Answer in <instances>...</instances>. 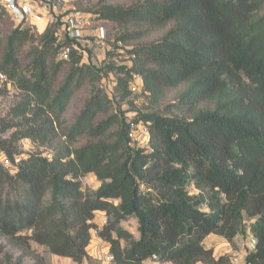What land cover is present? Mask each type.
Wrapping results in <instances>:
<instances>
[{
  "label": "trees",
  "instance_id": "1",
  "mask_svg": "<svg viewBox=\"0 0 264 264\" xmlns=\"http://www.w3.org/2000/svg\"><path fill=\"white\" fill-rule=\"evenodd\" d=\"M90 12L133 29L107 52L106 69L119 73L114 97L94 87L66 127L76 92L106 69L76 53L61 59L58 23L40 35L27 24L0 34V73L7 77L0 81L25 93L11 120L0 119V132L18 127L11 138L0 137V155L21 157L14 170L0 159L4 264H24L32 254L31 264H45L31 241L81 262L93 230L109 243L113 264H234L204 245L211 234L229 242L253 235L257 248L246 250L245 264H264V0H98ZM3 19L11 21L0 13ZM155 31H162L157 39L127 50L135 59L116 66L119 42ZM136 76L142 88L132 97ZM174 88L181 91L164 113L152 108ZM140 94L153 111L121 108ZM138 120L149 126L148 147L129 137ZM59 135L64 141H55ZM82 135L90 140L73 147ZM23 138L54 146L53 155L17 152ZM92 173L100 184L86 190L82 177ZM100 212L102 227L94 221ZM131 216L138 237L123 225ZM13 250L21 254L15 258Z\"/></svg>",
  "mask_w": 264,
  "mask_h": 264
},
{
  "label": "rangeland",
  "instance_id": "2",
  "mask_svg": "<svg viewBox=\"0 0 264 264\" xmlns=\"http://www.w3.org/2000/svg\"><path fill=\"white\" fill-rule=\"evenodd\" d=\"M134 0H110L111 3H123V4H128L130 2H132ZM98 0H74V5L76 6V8H78L81 11H85L88 13H91L93 15V21H101L103 22V25L106 28V33H108V41H103V44H98V43H94L93 47L91 48V56L89 57L88 61H92V63H94L97 66L103 67L106 69V65L108 64V62L111 61V57L108 56L107 52L109 50L110 47H112V41H114L117 37L129 32L130 30L133 29L132 26H121L109 21H105L103 19H100L99 16L93 12V9L96 8ZM0 13H5V12H0ZM6 14V13H5ZM14 24L13 22H11L9 19H3V21L0 22V34H1V38H4L7 33H9V31L14 28ZM32 29V28H31ZM33 32H35L37 35H40L39 32H37L35 29H32ZM44 33V32H43ZM162 33V31H155L153 33H151L150 35H146L142 38H138L133 40L132 42H130V44H126V46H122V48L127 51L128 49L132 48V47H138L141 43L143 42H147V41H151V40H155L157 39L160 34ZM42 34V33H41ZM37 40L35 43L36 44ZM32 46H28L26 48V52L24 55H26V53H28L31 50ZM117 60H115L116 66L122 65V64H126L129 63L130 61L127 59H120L117 56ZM25 61H28V59H25ZM103 77L97 81H95L94 83L91 82H87L81 89H79L76 94L74 95L68 110L65 112L64 116H63V123L66 126H69L78 116L79 112L82 110V108L84 107L85 102L88 100V98L91 96L94 87H101L102 89H104L105 92H107L110 97H114V93H113V89H114V85L116 83V79L119 75L118 71H116V69L110 70V69H106L103 70L102 72ZM0 86L1 87H5L6 88V92L2 95H0V119H7V120H11L12 116H11V109L24 97V92L22 90H20L16 85H14L13 83H7V82H2L0 81ZM181 91V88H174V89H170L167 92V95L165 97V99L163 101L160 102V104L158 105V107L153 106L154 109H158L161 113H164V108L165 106L174 101V99L176 98V96L179 94V92ZM135 94L132 95V97H134ZM139 97H141L140 99L138 98L135 101V105L134 104H130L127 101H124L121 103V108L123 110H129L132 108H138L139 111L141 113H146L148 111H153V109L148 108L150 103L148 102L147 98L140 94L138 95ZM132 99V98H131ZM115 106V105H114ZM116 107V106H115ZM116 109V108H114ZM113 110V109H112ZM110 112H114V111H110ZM106 117V115L104 113H101L98 116V119H104ZM21 121L20 119H15V122ZM18 127H14L11 129H8L5 132H0V137L4 138V139H9L11 138L12 133L17 129ZM109 138V137H108ZM65 136L64 135H59L58 138L55 141H64ZM90 140V137L87 135H82L80 137H78L77 141L73 144V147H79L83 144H85L86 142H88ZM16 148H17V152H20L22 154H30L32 152H40L43 155L46 156H52L54 153V146L52 145H43L40 144L38 142H34L31 139H20L17 142H15ZM3 154L0 155V157ZM19 156V155H17ZM82 181H83V186L84 188L87 189H96L99 186V181L97 179V177L95 176V174H88L84 177H82ZM96 218V217H95ZM103 218H106L105 215H103ZM104 220V219H103ZM95 221V220H94ZM95 223H97L95 221ZM99 223V222H98ZM98 225V227H102L105 222H101ZM123 225L129 229L131 232L134 233L135 237L139 236V232H138V222L136 217L131 216L128 220L123 222ZM94 232H97L96 230H93V234ZM221 237V236H219ZM223 238V237H221ZM247 235H242L239 234L238 235V239H242V241L244 242V251H246V246H245V241H246ZM223 240H225L223 238ZM212 245L213 248L218 247V245H216V241H209ZM242 242V243H243ZM0 243L6 244L8 245V242L5 238L0 236ZM231 245L230 246H236L239 245V242H230ZM31 244V249H33V251H35V253H39L41 256H43V258L45 259V264H50L49 263V259L52 255L51 252H49L48 248L44 245H40L34 241L30 242ZM8 248H10V246H8ZM12 252H15V258L21 254V250H13ZM230 255L231 257H238V262H236V264H243V260L242 257L238 254V252L234 255ZM241 258V259H240ZM242 260V261H239ZM6 262V258L1 254L0 255V264H4ZM34 262V257L33 254L32 255H27V257L25 258V262L24 264H31Z\"/></svg>",
  "mask_w": 264,
  "mask_h": 264
},
{
  "label": "built area",
  "instance_id": "3",
  "mask_svg": "<svg viewBox=\"0 0 264 264\" xmlns=\"http://www.w3.org/2000/svg\"><path fill=\"white\" fill-rule=\"evenodd\" d=\"M73 2L74 0H0V12H5L15 27L27 24L40 34L45 32L51 25L58 23L55 32L56 43L59 45L58 56L61 59H69L72 53H76L82 57L83 61H88L89 50H91L94 43L103 44V41H106V28L103 22H94L91 13L79 10ZM122 46L126 45L119 42L118 47L115 49L120 59L131 61L136 58L134 52H127ZM116 60L118 61V59ZM0 80L7 81V77L0 73ZM141 88V78L136 76L130 82V89L133 94H137L141 92ZM129 137L137 146L148 147V124L142 120L131 121ZM0 159L4 165L13 170L21 161L20 156H16L13 162L5 154ZM245 246L247 251L256 250V238L253 235L247 236ZM106 258L112 262L114 261V256L110 253L107 254ZM231 259L234 264L238 262L236 256L231 257ZM155 263L161 264L158 261H155Z\"/></svg>",
  "mask_w": 264,
  "mask_h": 264
},
{
  "label": "crops",
  "instance_id": "4",
  "mask_svg": "<svg viewBox=\"0 0 264 264\" xmlns=\"http://www.w3.org/2000/svg\"><path fill=\"white\" fill-rule=\"evenodd\" d=\"M103 215H105L103 212L98 213L96 215L95 221L97 223L105 222V218H103ZM209 241H216V245H218V247L213 248ZM234 242L235 243L239 242V245H237L238 247L230 246L231 243L226 239L223 240V238L219 237L218 235L211 234L206 237L204 241V245L206 247L212 248L215 256H219L221 254H230V253L231 255H234L235 252L236 253L238 252V254L242 257L243 264H245L246 251H244V242L242 241V239L241 240L238 239V236L234 238ZM87 253H88V257L82 260L81 262H77L70 257H64V256L52 254L49 259V263L50 264H113L112 261L106 258L107 254H109V243L101 239L97 235V232H94V234L92 235L91 242L87 247ZM240 259L239 261H242ZM143 264H156V263L154 260L148 259L144 261ZM164 264H171V263H164ZM197 264H204V263L199 262Z\"/></svg>",
  "mask_w": 264,
  "mask_h": 264
}]
</instances>
